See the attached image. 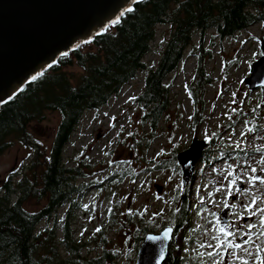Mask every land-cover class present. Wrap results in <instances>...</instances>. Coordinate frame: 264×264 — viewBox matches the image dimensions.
<instances>
[{
	"label": "rangeland",
	"instance_id": "obj_1",
	"mask_svg": "<svg viewBox=\"0 0 264 264\" xmlns=\"http://www.w3.org/2000/svg\"><path fill=\"white\" fill-rule=\"evenodd\" d=\"M169 34V24L156 27L151 51L144 58L148 66L157 63ZM193 42L198 44L197 36ZM262 44L264 24L253 25L228 39L218 38L213 31L205 34L199 47L210 53L206 63L210 84L204 89L195 119L192 88L197 48L186 50L176 72L167 78L170 106L153 132L148 121H142L144 112L135 102L143 90L144 73H138L106 106L83 115L64 150V161L69 168L80 164L85 175L76 180L75 186L89 185L69 220L73 240L82 246L85 257L98 256L105 240L108 248L118 252L120 263L134 264L137 250L132 236L141 235L136 233L139 220L151 224L154 232L149 233H160L166 228L162 224L173 197L182 188L181 171L157 170L160 161L170 159L173 153L177 156L196 141L205 142V146L193 168V178L185 186L192 204L191 217L188 227L172 242L173 256L194 259L196 264H214L220 257L210 258L207 253L215 251L214 229L226 218L236 234L235 241L245 238L240 244L248 239L244 235L247 225L257 227L251 233L252 242L246 245L247 252L233 254L229 249L222 264H239L240 258L257 264V248L264 250V237L257 235L259 210L264 209V185L250 184L249 177L264 178V96L260 90L250 92L244 80L250 77L251 65L263 56ZM57 123L58 115L47 113L45 121L31 124L29 131L49 146ZM134 139L137 149L132 145ZM30 157L27 149L12 140L0 155V186L10 173L24 172ZM233 170L235 177L228 175ZM236 177V188L242 191L233 189L228 198L229 181ZM17 178L18 174L11 182ZM253 198L257 200L253 211L258 214L249 219L245 206L251 205ZM64 211L40 228L54 227L60 237Z\"/></svg>",
	"mask_w": 264,
	"mask_h": 264
},
{
	"label": "trees",
	"instance_id": "obj_2",
	"mask_svg": "<svg viewBox=\"0 0 264 264\" xmlns=\"http://www.w3.org/2000/svg\"><path fill=\"white\" fill-rule=\"evenodd\" d=\"M130 9L91 41L59 57L0 105V155L12 140L31 154L24 172L10 173L0 186V264H122L118 252L108 248L103 239L101 253L85 257L69 226L72 210L89 187L75 186L76 180L85 176L80 164L69 168L64 161V150L83 115L106 106L138 73H144L143 90L135 102L144 112L142 121H148L153 132L170 106L167 78L176 72L186 50L197 48L192 88L195 119L204 89L210 84L206 73L210 53L199 47L205 34L213 31L218 38L228 39L264 24V0H142ZM163 24L170 25L169 37L157 63L148 66L144 58L151 51L156 27ZM47 113L58 115L49 146L29 131L31 124L45 121ZM136 144L132 140L134 149ZM160 162L157 170L180 171L175 153ZM187 192L177 189L162 224L173 229V240L189 225L192 204ZM62 209L60 237L54 227L40 228L44 222H54ZM138 225L136 233L141 235L132 236L136 250L143 237L154 232L151 224L144 225L141 219ZM173 250L171 243L163 264H196L194 259L173 256Z\"/></svg>",
	"mask_w": 264,
	"mask_h": 264
},
{
	"label": "water",
	"instance_id": "obj_3",
	"mask_svg": "<svg viewBox=\"0 0 264 264\" xmlns=\"http://www.w3.org/2000/svg\"><path fill=\"white\" fill-rule=\"evenodd\" d=\"M140 1L0 0V105L50 68L59 57L91 41ZM260 48L263 56L251 65L250 77L244 83L250 92L261 90L264 96V45ZM203 146L205 142L193 141L176 156L182 187L192 178ZM156 190L160 192L161 188ZM224 223L222 219L220 226L224 227ZM168 229L171 228L144 236L135 264H163L173 238V229L165 238Z\"/></svg>",
	"mask_w": 264,
	"mask_h": 264
},
{
	"label": "snow or ice",
	"instance_id": "obj_4",
	"mask_svg": "<svg viewBox=\"0 0 264 264\" xmlns=\"http://www.w3.org/2000/svg\"><path fill=\"white\" fill-rule=\"evenodd\" d=\"M128 11H132V9H128ZM252 172L255 173L256 169L253 168ZM228 175L235 177L234 170L229 171ZM236 179H238V177L229 181V186L227 189L228 198H231V195L233 193V189H235L236 192L242 191L241 189L236 188ZM257 182H259L261 185H264V178L258 177L255 175L249 177V183L250 184L254 185ZM218 191H219V189H218ZM201 202L203 203V200ZM256 204H257V200L255 198H253L251 205L245 206L246 211L249 212V217H248L249 219H251L252 216H255L258 214L257 212L253 211ZM225 206L226 207L229 206L227 204V202L225 203ZM235 206H236L235 204L231 205V207H233V208ZM259 214H260V221H259L258 227L260 228V231L257 233V235L259 237H264V209H260ZM256 227H257V225H252V224L247 225V232H245L244 235L247 236L248 239L244 242V244H240V243H236V241L234 239V236L236 235L235 233L230 232L227 227L217 226L214 229L215 235H213V237H212V239L214 241H216L215 251L214 252H208L207 255L210 258L215 257V256H219L220 259L215 260L214 264H222L223 259H224L225 255L227 254L229 249L232 250L233 254H235L237 251L247 252L246 245L252 242L253 238H252L251 233H252L253 229ZM97 231H99V229ZM170 232H171V229H168L165 231V233H164L165 238H167L169 236ZM201 247H212V245L205 246L202 244ZM239 264H249V262L247 260L240 258ZM257 264H264V250L260 249L259 247L257 248Z\"/></svg>",
	"mask_w": 264,
	"mask_h": 264
},
{
	"label": "flooded vegetation",
	"instance_id": "obj_5",
	"mask_svg": "<svg viewBox=\"0 0 264 264\" xmlns=\"http://www.w3.org/2000/svg\"><path fill=\"white\" fill-rule=\"evenodd\" d=\"M226 210H228V208H227ZM225 212H226V211H224L223 213L225 214ZM223 220H224V222H225V223H224V227H227L228 230L231 232L230 229H232V228H229L228 225H227V224H228V220H227L226 218H224ZM244 239H245V238H240V239L238 240V242H236V243H241Z\"/></svg>",
	"mask_w": 264,
	"mask_h": 264
}]
</instances>
